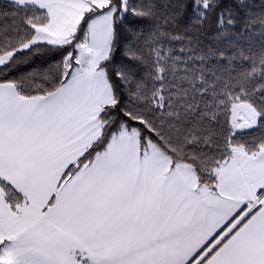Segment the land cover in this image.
I'll list each match as a JSON object with an SVG mask.
<instances>
[{
	"label": "snow or ice",
	"instance_id": "6c2138e0",
	"mask_svg": "<svg viewBox=\"0 0 264 264\" xmlns=\"http://www.w3.org/2000/svg\"><path fill=\"white\" fill-rule=\"evenodd\" d=\"M0 264H264V0H0Z\"/></svg>",
	"mask_w": 264,
	"mask_h": 264
},
{
	"label": "trees",
	"instance_id": "16d2710c",
	"mask_svg": "<svg viewBox=\"0 0 264 264\" xmlns=\"http://www.w3.org/2000/svg\"><path fill=\"white\" fill-rule=\"evenodd\" d=\"M257 3H258V0H257Z\"/></svg>",
	"mask_w": 264,
	"mask_h": 264
}]
</instances>
